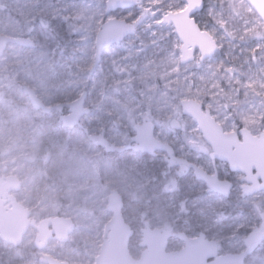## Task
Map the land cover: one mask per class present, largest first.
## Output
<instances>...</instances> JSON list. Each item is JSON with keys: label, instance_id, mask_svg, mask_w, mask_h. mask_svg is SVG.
Returning a JSON list of instances; mask_svg holds the SVG:
<instances>
[{"label": "rangeland", "instance_id": "rangeland-1", "mask_svg": "<svg viewBox=\"0 0 264 264\" xmlns=\"http://www.w3.org/2000/svg\"><path fill=\"white\" fill-rule=\"evenodd\" d=\"M97 2L0 0V36L33 43H11L0 58V177L15 175L20 180L21 190L13 195L35 217H65L75 223L67 242L51 241L44 250L36 248L33 229L17 248L0 238V264H44L43 254L69 264H95L108 234L104 224L112 218V192L121 195L125 221L134 231V259L146 249L142 230L148 227L173 232L168 252L184 248L180 233L190 238L205 234L223 255L248 252L261 241L253 244L252 235L217 228L211 222L215 196H209L205 183L165 153H145L134 140L133 127L153 121L155 137L170 144L177 157L207 173L217 172L233 183L234 198L243 196L238 186L245 185L244 176L210 158V146L180 104L197 101L226 132L245 128L253 136L264 133V21L246 0H205L214 11L195 16L216 39V58L201 65L198 54L195 62L182 65V44L174 28L155 23L146 27L147 21L138 20L134 35L106 50L96 68H89L101 29L94 39L91 33L86 37L63 18L75 21ZM166 2L165 15L187 7L184 0H143L141 5L150 15L154 9L158 14L155 6ZM133 10L139 15L138 8ZM114 60L127 71L114 75ZM114 78L123 82L117 85ZM204 85L209 96L201 94ZM26 87L51 110H35ZM221 90L226 95L220 105L208 108L206 101L212 95L219 98ZM83 93L88 94L85 106L91 112L67 129L61 118L69 108H52L72 103ZM173 119L183 124L181 130L171 128ZM185 179L187 188L182 186ZM254 199L259 202V193ZM252 227L253 233L264 232V223Z\"/></svg>", "mask_w": 264, "mask_h": 264}, {"label": "water", "instance_id": "water-1", "mask_svg": "<svg viewBox=\"0 0 264 264\" xmlns=\"http://www.w3.org/2000/svg\"><path fill=\"white\" fill-rule=\"evenodd\" d=\"M143 0H138L141 4ZM187 7L178 13H168L163 17L161 24H171L175 28L181 46V64L193 62L196 58L197 50L201 54L199 61L212 57L218 50L217 42L206 31L202 30L197 24L194 14L200 12L204 0H184ZM249 5L264 21V0H247ZM109 29H101L97 35L96 49L99 47L104 52L111 46L118 44L115 42L117 33H123V40L134 35V30H126L118 21L110 22ZM108 41H112L110 46L105 47ZM10 43L23 46H33L27 39L11 38L0 36V58L4 54ZM211 50V51H209ZM102 54V56H103ZM102 56L99 57L95 66L100 63ZM203 57V59H201ZM26 95L36 110L51 109L45 106L36 96L35 92L25 88ZM87 93L69 104H61L52 109L69 108L70 113L61 119L67 128H73L79 124L80 119L88 113L85 107ZM182 112L191 118L198 126L204 140L211 147L210 157L228 165L232 173H239L244 176L245 185L243 188L249 189L251 193H259V188L264 186V133L261 136H253L245 128L239 132H225L223 126L212 117L211 112L204 110L203 106L194 100H184L181 102ZM173 129H181V123L174 119L170 122ZM135 140L145 153L154 156L158 152L174 156V148L155 137L156 125L151 121H145L141 125H135ZM178 166L185 165L195 171V177L203 181L207 188L213 192H226L229 188H234L229 180L220 179L216 172L210 174L199 168L190 161L174 157ZM21 189L20 181L14 177L0 178V238L14 246L22 244L25 234L30 227L36 228L38 235L36 247L44 250L49 241L57 239L63 243L69 240L70 235L75 230V224L68 218H48L37 224L31 220V212L23 205L19 204L12 192ZM245 194V193H244ZM10 201L12 207L7 208L6 204ZM109 208L113 214L112 219L107 225L108 235L105 239L101 252L96 258L95 264H245L246 254H227L222 255L219 251V244L208 240L205 234H200L196 238H190L186 234L180 233L178 238L185 243L183 249L176 252H168L169 241L173 237V232L167 229L142 230V243L146 249L142 252L139 259H134L130 253V242L134 236L131 226L125 221L123 215L124 202L118 192H113L109 198ZM264 239V232L257 231L251 236V243L255 244ZM41 261L45 264H69L61 262L51 256L44 255Z\"/></svg>", "mask_w": 264, "mask_h": 264}, {"label": "snow or ice", "instance_id": "snow-or-ice-1", "mask_svg": "<svg viewBox=\"0 0 264 264\" xmlns=\"http://www.w3.org/2000/svg\"><path fill=\"white\" fill-rule=\"evenodd\" d=\"M168 3L157 4L155 8L160 11L157 14L155 9L150 13H147V7L141 5L138 0H98L94 7L89 6L87 14H78L75 21L71 17H64V22L70 26V28L79 31L86 37L88 33L92 34L94 39L98 29H109L111 27L110 22L118 21L124 26L126 30H134L138 28L137 21L144 23L147 21L146 27H151L153 23L159 28H163L161 24V17H165ZM134 8L139 9V15ZM201 12H212L214 9L210 5L202 4L200 7ZM143 17L141 20L140 17ZM166 18V17H165ZM115 42L123 44V33H117ZM112 41H108L105 47L110 46ZM211 51V50H209ZM103 54V49L97 45L96 53L90 56V61L87 67L91 68L98 62V59ZM113 54L114 53H110ZM261 60L264 61V51L260 54ZM181 56V59H184ZM203 59V57L201 58ZM113 74H123L127 71V68L121 65L119 62L113 61ZM231 71V69H228ZM129 75H131L129 73ZM167 75V74H166ZM123 81L114 78V83L119 85ZM169 163H174L169 161ZM167 175L166 173H162ZM231 183V181H229ZM182 186L189 187L188 181L185 179L182 182ZM240 187V192L245 193L243 196L237 194L234 198V188H229L226 192L215 193L209 188V196H215L213 204L215 210L211 213V222L219 229L229 230L237 232L241 236H251L253 233V225H259L264 223V186L259 188V202H256L254 197L255 193H251L249 189ZM231 209V213L229 212ZM234 213V215L232 214ZM247 264H264V241H261L255 247H250V250L246 253Z\"/></svg>", "mask_w": 264, "mask_h": 264}, {"label": "flooded vegetation", "instance_id": "flooded-vegetation-1", "mask_svg": "<svg viewBox=\"0 0 264 264\" xmlns=\"http://www.w3.org/2000/svg\"><path fill=\"white\" fill-rule=\"evenodd\" d=\"M204 2H205V0H204ZM198 13H201V11L198 12ZM198 13H196V14L193 15V17L195 18L197 24H198V21H197L195 15H197ZM168 25H169V24H168ZM198 25H199V24H198ZM164 26H166V25H164ZM169 26H172V28H174L173 25H171V24H170ZM199 26H200V25H199ZM201 29H202V28H201ZM174 30H175V28H174ZM202 30H203V29H202ZM174 32H175V31H174ZM175 34H176V32H175ZM212 37H213V36H212ZM213 38H214V37H213ZM214 40L216 41L215 38H214ZM216 42H217V41H216ZM217 45H218V43H217ZM198 54L201 56V54H200L199 52H197V55H198ZM218 54H219V45H218V50L215 52V54H214L212 57L205 59L203 62H201V61L198 60V62H199V64L202 65V64H204L205 62L210 61V60H212L213 58H216V57L218 56ZM102 57H103V56H102ZM101 60H102V59H101ZM100 62H101V61H100ZM98 64H99V63H98ZM98 64H97V65H98ZM97 65H96V66H97ZM96 66H95V64H94V68H96ZM87 97H88V94H87ZM86 99H87V98H86ZM245 106H246V105H245ZM90 112H91V109L88 110V113H90ZM135 125H136V124H135ZM135 125H134V126H135ZM182 127H183V124H182ZM65 128H66V127H65ZM67 129H68V128H67ZM241 129H243V128H241ZM241 129L237 130L236 133L239 132ZM133 130H134V129H133ZM225 132H226V131H225ZM233 132H235V131H233ZM134 140H135V139H134ZM104 142H105V141H104ZM136 143H137V142H136ZM138 145H139V144H138ZM139 146H140V145H139ZM140 148H141V147H140ZM141 149H142V148H141ZM142 150H143V149H142ZM210 154H211V153H210ZM175 156H176V155H174V156H172V157H169V156H168V158L171 159V160H173V161H175V160H174V157H175ZM210 158H211V157H210ZM215 161H217V160H215ZM219 162H220V161H219ZM183 167H185V168H189V167H187V166H183ZM190 169H191V168H190ZM29 211L31 212V216H30V218H31L32 220H35L36 222H41L42 220H45V219H48V218L51 217V216H49V217H48V216H47V217L44 216L43 218L40 219V218L35 217V216L33 215V213H32L31 210H29ZM34 211H35V210H34ZM56 218H62V217H56ZM30 229L35 230V231L37 232V234H38L37 229L31 227V228L28 229V231H27V233H26V235H25L24 237L27 236V234L29 233V230H30ZM36 236H37V235H36ZM173 236H174V234H173ZM51 241H58V242H60V241L57 240V239H53V240H51ZM51 241H49V243H50ZM49 243H48V245H49Z\"/></svg>", "mask_w": 264, "mask_h": 264}, {"label": "clouds", "instance_id": "clouds-1", "mask_svg": "<svg viewBox=\"0 0 264 264\" xmlns=\"http://www.w3.org/2000/svg\"><path fill=\"white\" fill-rule=\"evenodd\" d=\"M206 85L201 87V94L202 96H209L210 95V90L209 91H205ZM225 93L221 90V92L219 93V98L216 95H212L211 98L209 100L206 101L207 107L208 108H213L214 106H218L221 103V99L225 98ZM204 102V101H202ZM163 119V117H162Z\"/></svg>", "mask_w": 264, "mask_h": 264}, {"label": "built area", "instance_id": "built-area-1", "mask_svg": "<svg viewBox=\"0 0 264 264\" xmlns=\"http://www.w3.org/2000/svg\"><path fill=\"white\" fill-rule=\"evenodd\" d=\"M97 221V220H96ZM103 221V220H102ZM106 224H107V221H106V223L104 224V231H106ZM98 225H100V222H98ZM105 235H103V237H104Z\"/></svg>", "mask_w": 264, "mask_h": 264}, {"label": "bare ground", "instance_id": "bare-ground-1", "mask_svg": "<svg viewBox=\"0 0 264 264\" xmlns=\"http://www.w3.org/2000/svg\"><path fill=\"white\" fill-rule=\"evenodd\" d=\"M54 9V8H53Z\"/></svg>", "mask_w": 264, "mask_h": 264}]
</instances>
